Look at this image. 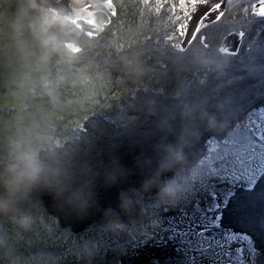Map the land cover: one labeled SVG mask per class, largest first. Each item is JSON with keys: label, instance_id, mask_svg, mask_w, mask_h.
I'll use <instances>...</instances> for the list:
<instances>
[{"label": "rangeland", "instance_id": "obj_1", "mask_svg": "<svg viewBox=\"0 0 264 264\" xmlns=\"http://www.w3.org/2000/svg\"><path fill=\"white\" fill-rule=\"evenodd\" d=\"M258 1L0 0V50L78 73L12 118L25 151L0 142V264H264Z\"/></svg>", "mask_w": 264, "mask_h": 264}, {"label": "trees", "instance_id": "obj_2", "mask_svg": "<svg viewBox=\"0 0 264 264\" xmlns=\"http://www.w3.org/2000/svg\"><path fill=\"white\" fill-rule=\"evenodd\" d=\"M64 24V23H63ZM66 26H72L70 23L66 22ZM14 27V26H13ZM15 28V27H14ZM17 28V27H16ZM29 29L34 30V28H26L27 34ZM64 28L57 29L52 28L50 31L49 39L51 42L45 43L43 46L45 49H55L57 51H61V43H60V35ZM15 30V29H14ZM35 31V30H34ZM35 34L36 31H35ZM3 34L0 31V42L1 37ZM27 36V35H26ZM35 36V35H34ZM5 42L6 39L4 38ZM4 42V43H5ZM51 43V44H50ZM2 45V43H0ZM4 53L3 50H0V142H6L7 145L10 148V145L13 143L16 145V151L18 146H23L21 148L22 151H25L26 144H22L23 141H21L20 137L16 135V132L18 131V127L20 128V134L25 135L26 133V127H25V118L19 121L18 125L15 124V121H12V118L14 116L21 118V115L24 111L32 110V103L35 100H39V97H42L41 92H43L45 89V84L48 82L49 79L52 80V83L54 86L56 85H63V77L66 79L65 84H68L71 81V77H76L78 73H70L67 77L61 75L63 74L67 68V62L66 61H55L52 57L49 56V51L45 55L44 58H31L29 60V64H22L19 62V54L16 53L14 48H10L8 50H5ZM12 51V52H10ZM18 54V55H17ZM4 56V58H3ZM7 56V57H5ZM9 56L13 59H11L10 64L6 65L3 64L4 62H8L7 59H9ZM83 66L79 67L78 69L82 70ZM68 71V70H67ZM62 78V79H60ZM55 86V87H56ZM94 86V85H93ZM93 86H89V90H93ZM57 88V87H56ZM86 88V86H84ZM96 93L91 92L89 95H91L92 99H89L87 101V105L84 108L77 107L75 111L72 113L73 116H79L80 118L86 116L89 111L93 112L98 107L100 102H103L102 99L103 95L101 96V100L99 101L98 98L93 99V96ZM79 94H75L72 96H75L74 98H77L79 100L80 97ZM55 101H53V104L57 103V105H60L58 108H63V102L60 99H57V96H55ZM49 104V103H48ZM70 108L74 110L75 106L71 103L69 104ZM60 109V111H62ZM44 114L42 116L49 120V106L44 107ZM60 111H58L60 113ZM76 113V114H74ZM61 114V113H60ZM59 116V115H58ZM17 120V119H15ZM11 124L9 126L3 127L4 125ZM3 125V126H2ZM36 126L31 127V130H35ZM39 133H44L43 131L37 130ZM44 144H38L36 145L33 150L35 152H38L40 147H44ZM14 151V150H12ZM11 151V152H12ZM13 155V157L16 155ZM10 152V153H11ZM4 152H2L3 154ZM8 154V152H6ZM17 156V155H16ZM15 160V159H13Z\"/></svg>", "mask_w": 264, "mask_h": 264}, {"label": "bare ground", "instance_id": "obj_3", "mask_svg": "<svg viewBox=\"0 0 264 264\" xmlns=\"http://www.w3.org/2000/svg\"><path fill=\"white\" fill-rule=\"evenodd\" d=\"M225 3L226 2H223V3H221V4H219V7L216 5V4H209L210 6L209 7H207L206 9H207V13H203L202 14V16H200V17H197V18H191L190 19V21H189V23H190V25L191 24H193V25H195V24H197V23H199V22H202V21H204V20H206V19H208V17H211V19H213L214 20V18H216V17H218L219 16V12L221 13V10H223V8H225ZM222 4H223V6H222ZM257 5H259V6H261L260 8L262 9V10H264V0H262V1H258V4ZM256 5V6H257ZM222 6V7H221ZM216 9H217V11H216ZM260 9V10H261ZM219 10V11H218ZM212 15H213V17H212ZM215 15V16H214ZM205 25V24H204ZM251 51V50H250ZM87 131V130H86ZM216 147V146H215ZM217 148V147H216ZM213 154H214V152H213ZM205 161V160H204Z\"/></svg>", "mask_w": 264, "mask_h": 264}, {"label": "clouds", "instance_id": "obj_4", "mask_svg": "<svg viewBox=\"0 0 264 264\" xmlns=\"http://www.w3.org/2000/svg\"><path fill=\"white\" fill-rule=\"evenodd\" d=\"M189 19H190V17H189Z\"/></svg>", "mask_w": 264, "mask_h": 264}]
</instances>
